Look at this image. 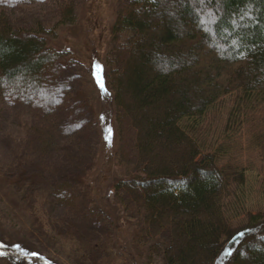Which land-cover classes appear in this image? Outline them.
Instances as JSON below:
<instances>
[{
    "label": "trees",
    "instance_id": "obj_1",
    "mask_svg": "<svg viewBox=\"0 0 264 264\" xmlns=\"http://www.w3.org/2000/svg\"><path fill=\"white\" fill-rule=\"evenodd\" d=\"M10 4L12 0H0V9ZM1 16L0 105L19 102L41 114L29 129L41 141V152L50 155L57 145L53 141L51 146L57 112L66 115L72 108L69 117L79 116L78 108L69 95L55 109H45L43 100L36 104L26 96L4 93L16 77L34 82L45 70L53 80L58 56L44 37L14 29ZM123 33L127 37L110 60L111 86L122 133L119 161L130 174L115 182L116 199L143 211L146 236L166 233L165 264H216L220 257L223 264H264V212L248 213L244 224L231 225V188L243 183V175L218 164L214 152L224 144L214 152L204 148L203 138L212 128L200 122L229 96L232 106L224 130L260 122L264 0H129L111 28L114 37ZM96 85L100 89L97 80ZM127 114L134 154L124 143ZM69 126L61 135L83 139L84 128ZM257 137L255 146L264 163V133ZM9 252L0 245V256Z\"/></svg>",
    "mask_w": 264,
    "mask_h": 264
},
{
    "label": "rangeland",
    "instance_id": "obj_2",
    "mask_svg": "<svg viewBox=\"0 0 264 264\" xmlns=\"http://www.w3.org/2000/svg\"><path fill=\"white\" fill-rule=\"evenodd\" d=\"M128 1L32 0L0 9L1 19L44 37L58 56L53 80L45 70L34 82L16 77L4 93L34 103L43 100L45 109H55L69 95L79 112L73 117L72 108L66 115L57 112L51 146L53 141L57 145L49 155L41 152V141L29 129L41 114L19 102L0 105V245L10 251L0 256V264H165L166 233L146 236L143 211L117 200L114 193L115 182L130 173L119 161L122 133L110 61L127 35L114 37L111 28ZM67 8L71 10L65 17ZM232 99L224 98L200 122L212 128L203 138L204 148L214 152L224 144L214 152L218 164L243 175V183L231 188L227 210L229 222L238 227L248 213L264 212V163L255 146L264 133V113H257L260 122L224 130ZM125 118L124 143L134 154L132 119L129 114ZM77 125L85 129L83 139L61 135L67 126ZM72 140L75 146L69 145ZM223 262L220 257L216 264Z\"/></svg>",
    "mask_w": 264,
    "mask_h": 264
},
{
    "label": "snow or ice",
    "instance_id": "obj_3",
    "mask_svg": "<svg viewBox=\"0 0 264 264\" xmlns=\"http://www.w3.org/2000/svg\"><path fill=\"white\" fill-rule=\"evenodd\" d=\"M33 255H36L35 253H33Z\"/></svg>",
    "mask_w": 264,
    "mask_h": 264
}]
</instances>
